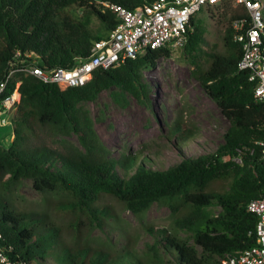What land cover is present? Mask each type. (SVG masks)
<instances>
[{
    "label": "trees",
    "instance_id": "obj_1",
    "mask_svg": "<svg viewBox=\"0 0 264 264\" xmlns=\"http://www.w3.org/2000/svg\"><path fill=\"white\" fill-rule=\"evenodd\" d=\"M101 1L132 9L151 0H0V83L13 70L0 98L19 81V99L9 116L10 139L0 140V246L18 264H47L46 258L52 255L57 264H220L224 253L255 243L256 216L246 204L264 194V160L254 144L264 141V100L253 96L254 82L237 69L240 45L229 25L243 8L228 5L223 49L206 51V66L195 70L201 89L228 121L220 142L196 154L178 149L179 159L156 167L147 164L140 152L122 150L111 155L100 142L84 103L107 90L119 106L127 103L128 95L147 104L149 87L141 72L169 55V48L147 47L116 65L98 67L81 85L44 82L16 69L28 63L70 67L77 58H86L91 42L106 35L92 32L86 16L94 14L106 33L116 22L113 11ZM216 4L205 3L206 13L209 5ZM186 34L183 49L189 53L199 40L193 16ZM176 131L180 139L189 137L177 121L169 127V133ZM70 134L76 142L66 137ZM24 178L38 191L60 194L57 205L71 215L72 242L62 238L60 228L43 212L13 207L11 187ZM106 196L136 217L153 202L164 204L171 228L145 224L153 235L145 251L120 249L110 255L108 247L114 244L110 238L105 237L106 247L91 243L81 233L84 227L105 229L107 225V231L113 227L118 216L102 201ZM211 205L218 206V211L211 212ZM178 231L189 233L193 243Z\"/></svg>",
    "mask_w": 264,
    "mask_h": 264
},
{
    "label": "rangeland",
    "instance_id": "obj_2",
    "mask_svg": "<svg viewBox=\"0 0 264 264\" xmlns=\"http://www.w3.org/2000/svg\"><path fill=\"white\" fill-rule=\"evenodd\" d=\"M208 4L216 5H209L207 13L205 6L201 5L193 14L199 30L196 48L189 53L184 51L183 45L172 48L169 55L156 60L154 67L142 70V77L149 87L147 104L128 95L127 103L119 106L110 99L107 90L100 91L95 100L84 103L89 108L92 125L100 142L111 155L115 156L122 150L140 152L146 156L147 164L164 167L179 159L178 149L185 154H196L212 150L220 142L221 133L228 121L201 89L195 70L206 66V51L223 49L221 35L229 15L227 7L235 4L232 0L223 6L218 1ZM86 21L92 32L106 34L94 14H88ZM15 108L16 105L5 116L9 118ZM176 121L179 128L185 129L189 134L186 140L177 136L179 131L169 133V127L176 124ZM10 135V122L0 124V140L6 142ZM66 137L76 142L73 134ZM10 197L16 210L33 209L43 212L47 219L60 228L62 238L72 242L71 215L57 205L59 193L38 191L32 187L30 179L24 178L11 187ZM102 201L111 205L118 216L112 223L113 227L108 226V231L107 225L105 229L93 227L89 230L84 227L81 233L93 244H106V238H110L114 242L108 247L110 255L120 249L132 248L139 254L145 251L146 245L153 240L152 233L144 228L145 224H151L154 228H171L169 209L164 204L153 202L136 217L110 196ZM209 209L215 213L219 207L211 205ZM178 233L185 236L189 243H193L189 233ZM157 250L163 259L168 257L160 246H157ZM53 259V255L48 256L47 264H57Z\"/></svg>",
    "mask_w": 264,
    "mask_h": 264
},
{
    "label": "built area",
    "instance_id": "obj_3",
    "mask_svg": "<svg viewBox=\"0 0 264 264\" xmlns=\"http://www.w3.org/2000/svg\"><path fill=\"white\" fill-rule=\"evenodd\" d=\"M220 0H151L128 9L114 2L101 1L116 17V22L105 36L91 42L86 58H77L70 67H40L28 63L16 69L32 73L44 82H65L81 85L92 70L116 65L125 58H133L149 48L165 46L169 49L182 46L186 41V27L191 16L205 3ZM243 8V13L230 20L232 38L240 45L237 69L246 72L247 79L254 82L253 96L264 100V0H232ZM27 55V54H25ZM4 81L0 83V93ZM19 81L12 90L0 98V124L9 122L5 114L19 99ZM260 158L264 160V141L255 140ZM252 151V149H251ZM247 210L256 216L254 223L255 243L232 254L224 253L220 264H264V194L250 199ZM0 264H18L9 258L0 246Z\"/></svg>",
    "mask_w": 264,
    "mask_h": 264
}]
</instances>
